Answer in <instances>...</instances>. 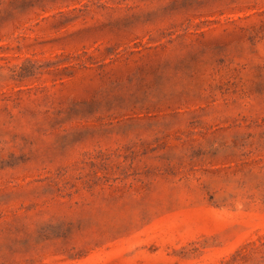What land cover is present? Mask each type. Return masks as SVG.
<instances>
[{
	"label": "rangeland",
	"instance_id": "1",
	"mask_svg": "<svg viewBox=\"0 0 264 264\" xmlns=\"http://www.w3.org/2000/svg\"><path fill=\"white\" fill-rule=\"evenodd\" d=\"M0 264H264V0H0Z\"/></svg>",
	"mask_w": 264,
	"mask_h": 264
}]
</instances>
